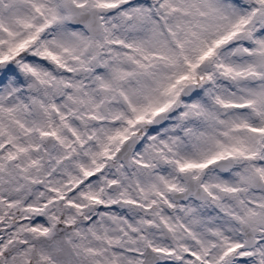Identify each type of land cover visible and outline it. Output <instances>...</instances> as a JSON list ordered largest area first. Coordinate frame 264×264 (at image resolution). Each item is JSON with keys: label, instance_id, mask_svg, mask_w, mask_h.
Returning <instances> with one entry per match:
<instances>
[{"label": "snow or ice", "instance_id": "1", "mask_svg": "<svg viewBox=\"0 0 264 264\" xmlns=\"http://www.w3.org/2000/svg\"><path fill=\"white\" fill-rule=\"evenodd\" d=\"M0 264H264V0H0Z\"/></svg>", "mask_w": 264, "mask_h": 264}]
</instances>
